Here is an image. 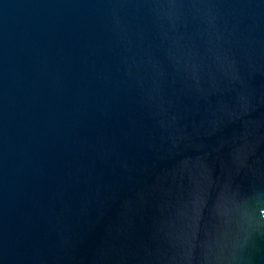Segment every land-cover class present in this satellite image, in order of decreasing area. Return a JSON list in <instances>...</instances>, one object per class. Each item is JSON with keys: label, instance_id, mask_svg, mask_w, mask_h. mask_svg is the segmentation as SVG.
Masks as SVG:
<instances>
[{"label": "water", "instance_id": "1", "mask_svg": "<svg viewBox=\"0 0 264 264\" xmlns=\"http://www.w3.org/2000/svg\"><path fill=\"white\" fill-rule=\"evenodd\" d=\"M0 264H264V0H0Z\"/></svg>", "mask_w": 264, "mask_h": 264}]
</instances>
